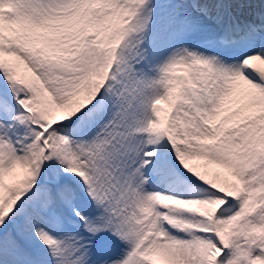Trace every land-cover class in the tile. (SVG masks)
Here are the masks:
<instances>
[{
  "label": "snow or ice",
  "instance_id": "6c2138e0",
  "mask_svg": "<svg viewBox=\"0 0 264 264\" xmlns=\"http://www.w3.org/2000/svg\"><path fill=\"white\" fill-rule=\"evenodd\" d=\"M0 264H264V0H0Z\"/></svg>",
  "mask_w": 264,
  "mask_h": 264
}]
</instances>
